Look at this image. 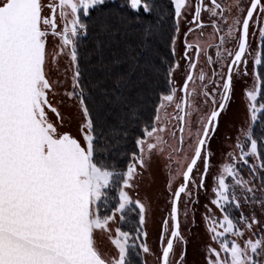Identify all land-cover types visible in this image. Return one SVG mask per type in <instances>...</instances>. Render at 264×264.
<instances>
[{
    "label": "snow or ice",
    "instance_id": "snow-or-ice-1",
    "mask_svg": "<svg viewBox=\"0 0 264 264\" xmlns=\"http://www.w3.org/2000/svg\"><path fill=\"white\" fill-rule=\"evenodd\" d=\"M170 5L173 33L168 39L173 58L181 21L191 16L180 57L188 62L186 75L178 87L174 74L180 61L168 63L166 91H159L154 116L142 123V106L124 95L126 76L117 75L110 86L106 81L89 82L79 50L91 36L90 55H102L105 40L132 23L125 9L136 14L137 21L141 13L155 14L158 27L165 13L156 0H0V264H146L144 256L155 255L147 243L149 207L131 192L138 188L153 155L166 161L171 195L159 237L158 264H185L187 240L181 231L180 204L183 200L186 219L193 212L194 222L195 208L189 205L199 203L201 190L208 191L214 155L210 141L228 106L234 75L241 79L250 75V34L258 31V49L264 48V0H247V7L242 0H232L228 6L219 0H170ZM203 13L208 14L207 24ZM253 22L258 28L250 33ZM206 27L212 29L207 36ZM153 28L145 27V38L157 35ZM50 37L58 41L50 62L64 79H53L47 67ZM61 56L69 62L63 73L58 66ZM202 56L211 76L203 68L196 73ZM252 60L253 85L244 93L248 126L227 153L229 162L219 165L212 177L209 204L220 215L204 205L206 231L217 245H208L207 264H264L260 218L264 216V127L259 136L254 131L258 120L264 125V68L257 70L264 65L260 50ZM69 70L70 87L63 97L77 110L76 136L60 131L66 121L58 104L64 101L54 105L51 99L68 83ZM208 84L214 86L211 92ZM147 91L157 92L151 87ZM198 95L205 104L211 100L213 107L197 115L193 127L192 117L200 113L195 104ZM124 158L127 163L121 168L118 161ZM97 232L105 234L115 255L99 250Z\"/></svg>",
    "mask_w": 264,
    "mask_h": 264
},
{
    "label": "rangeland",
    "instance_id": "rangeland-1",
    "mask_svg": "<svg viewBox=\"0 0 264 264\" xmlns=\"http://www.w3.org/2000/svg\"><path fill=\"white\" fill-rule=\"evenodd\" d=\"M184 27V20L181 21V32ZM181 37V34H180ZM58 41L53 38H49L47 41V50L50 54L49 56V64L47 65L50 70L51 77L53 79H64L63 75H58L57 71L53 69L51 64V54L55 51V46ZM259 44V35L258 31H256V35L252 37L250 40V50L252 52V56L255 55V52L258 49ZM183 46L181 43V39L177 44V56L174 58V62L176 60L180 61L181 67L174 74L175 82L178 87L181 86L185 75H186V66H184V61L180 59L182 55ZM252 56L248 58V71L250 75L246 78L241 79L234 75L233 79V91L231 93V97L226 108V111L221 114L219 120V127L215 133V136L210 141V147L213 152L212 156V167L210 169L209 175L206 181V188L208 189L207 193L204 190L200 191L199 195V203L196 205H189V208H195L194 222L192 221L193 212L188 213L187 219L183 215L184 204L183 200L180 204V221H181V231L185 235L187 240L186 244V255H185V264H207L206 255H207V247L209 244H212L210 240V236L206 231V225L203 220V215L205 213V204H209V200L212 196L211 186H212V177L219 170V165L225 162H229L227 153L232 151V146L235 144L237 136L239 135L240 130L246 129L249 122V113L247 110L248 101L245 97V89H249L253 85V79L251 76V72L253 69V60ZM58 66L61 73L64 72L65 69L69 68V62L67 56H61L58 59ZM200 70L197 71V74ZM206 74L210 76L209 71H206ZM68 83L65 84L64 87L57 89L60 93L59 95L51 98L53 100L54 105L58 104L59 101L63 100V104H58L59 111L63 115L66 123L63 127L60 128L61 132H70L73 136L77 134V118H76V108L74 106H68L71 102L68 101L65 97H63V92L65 89L70 87V78L71 71L67 72ZM217 80L219 77L216 78ZM207 81V80H206ZM205 81V82H206ZM204 82V83H205ZM200 81H196V89L197 92H200ZM213 85L208 84V90L211 92L213 89ZM216 99L218 102L219 96L216 95ZM195 104L200 109V113L194 114L192 117L193 127H195V122L197 119V115L206 113L210 111L213 107L211 100L208 101L207 104L204 103V97L202 95H198L195 97ZM169 112H172V108H168ZM50 119L54 122L56 121L55 114L50 113ZM187 143V141H186ZM166 161L153 155L151 163L148 165V168L143 172L142 177H140L137 181L138 188L131 192V195L134 199L139 198L144 203H146L149 207L148 219L146 224V230L148 232L147 243L155 255H146L144 256V260L146 264H158L157 257L160 255L159 248V237L161 234L163 220L168 216L170 212V199L171 195L167 189V169L164 167ZM200 169L202 170V163L200 164ZM244 175L247 177V171L245 170ZM182 180L177 181L173 185V190ZM213 211L216 216H219L220 213L218 210H215L214 206ZM245 213L248 212V209H244ZM259 216V213H257ZM264 220V216L260 217ZM115 227V225H113ZM95 242L99 250L103 253H107L109 255H115V251L110 241L106 238L105 234L97 232L94 236ZM212 247H217V245L212 244ZM181 248H176V252L179 253ZM178 258V256H177Z\"/></svg>",
    "mask_w": 264,
    "mask_h": 264
},
{
    "label": "trees",
    "instance_id": "trees-1",
    "mask_svg": "<svg viewBox=\"0 0 264 264\" xmlns=\"http://www.w3.org/2000/svg\"><path fill=\"white\" fill-rule=\"evenodd\" d=\"M156 3L165 13V19L158 27H155L158 19L155 14L141 13L140 20L137 21L136 14L125 9L132 23L127 28H121L111 40H105L102 55H90L93 49L91 36L84 40L79 50L81 69L89 82L106 81L110 86L117 75L126 76L128 89L124 95L142 106V123L154 116L159 91H166L165 74L168 63H174L168 39L173 33V10L170 0H156ZM85 20L87 22V18ZM148 25L154 26L153 31L157 35L145 38L144 29ZM260 51L264 57V48H260ZM261 68H264V65L257 70ZM149 87L157 90L155 95L147 91ZM262 127L264 125L258 120L254 126L257 136L261 134ZM128 148H132L131 142ZM126 163L127 158L118 161L121 168L125 167Z\"/></svg>",
    "mask_w": 264,
    "mask_h": 264
},
{
    "label": "flooded vegetation",
    "instance_id": "flooded-vegetation-1",
    "mask_svg": "<svg viewBox=\"0 0 264 264\" xmlns=\"http://www.w3.org/2000/svg\"><path fill=\"white\" fill-rule=\"evenodd\" d=\"M219 2H220L222 5H224V6H228L229 4L232 3V0H219ZM242 3H243V5H244L245 7H247V0H242ZM234 14H235V12L233 11V15H234ZM186 15H187V13H186ZM190 19H191V16H190V15H187V20H184V27H183V29H182L181 37H180V39H181V43H182V46H183V34H184V32L187 31V28L189 27V24L187 23V21L190 20ZM202 19H203L204 22L207 24V23L209 22L208 14H207V13H203V14H202ZM229 22H231V21L229 20ZM257 28H258V25H256L255 22H253L252 25L250 26V33H251L252 31L256 30ZM204 32H205V35L207 36L208 33H211V32H212V29H211L210 27H206V28L204 29ZM194 35H195V34H194ZM194 35H190V36H189V40H192V39L194 38ZM252 37H253V36L250 34L249 40H251ZM227 46H228V47H233V44H232V43H229ZM210 51H212V54H213V56H214V50H210ZM182 52H183V50H182ZM183 61H184V66H187V63H188V62L185 61V60H183ZM201 68H203V70L205 71V73H206V71H209V74H210V76H211L212 69L206 64V62H205V58H204L203 56H202L201 59H200V64H199V66H198V68H197V70H196V73H197V71L200 70ZM216 70L219 71V68L217 67ZM184 79H185V78H184ZM183 82H184V80H183ZM183 82H182V84H181L180 87H182ZM205 83H207V81H206ZM209 85H211V84H209ZM218 102H219V99H218ZM162 226H163V224H162ZM161 231H162V229H161ZM159 242H160V241H159Z\"/></svg>",
    "mask_w": 264,
    "mask_h": 264
},
{
    "label": "water",
    "instance_id": "water-1",
    "mask_svg": "<svg viewBox=\"0 0 264 264\" xmlns=\"http://www.w3.org/2000/svg\"><path fill=\"white\" fill-rule=\"evenodd\" d=\"M181 182H182V181H181ZM178 185H179V184H178ZM178 185H177V186H178ZM169 234H170V233H169Z\"/></svg>",
    "mask_w": 264,
    "mask_h": 264
}]
</instances>
